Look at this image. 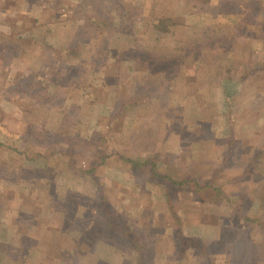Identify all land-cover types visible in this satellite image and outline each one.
Listing matches in <instances>:
<instances>
[{
    "label": "rangeland",
    "instance_id": "obj_1",
    "mask_svg": "<svg viewBox=\"0 0 264 264\" xmlns=\"http://www.w3.org/2000/svg\"><path fill=\"white\" fill-rule=\"evenodd\" d=\"M235 1L244 3L245 13L235 11ZM51 11L98 18L101 26L108 19L111 26L89 32L80 60L69 61L68 48L56 45L67 37L65 26L55 32L43 24L64 20ZM44 39L55 45L52 60ZM194 40L202 44L206 73L234 75L230 137L227 87L194 84L199 73L189 57L150 64L146 55L164 56ZM105 46L124 60L97 59L101 71L91 73L94 51ZM175 66L184 78L163 87ZM115 69L119 88L103 79ZM27 70L47 82L26 76ZM139 77L156 86L140 91L137 103L133 89L123 88ZM49 89L56 98L47 99ZM61 96L67 99L63 108ZM231 137L238 145H229ZM27 139L34 147L27 148ZM58 141L73 156L58 159ZM115 153L158 167L143 166L135 180L129 163ZM194 164L195 179H210L221 168L225 197L212 189L197 192L193 182L173 183ZM252 164L251 176L237 179ZM135 183L144 191L134 194ZM106 187L115 226L148 245L144 264H264V228L241 218L257 213L264 219V0H0V238L8 243L0 247V264H140L137 250L121 247L125 240L118 234L108 243L93 228ZM165 195L175 206H165ZM14 238L19 245H10Z\"/></svg>",
    "mask_w": 264,
    "mask_h": 264
},
{
    "label": "trees",
    "instance_id": "obj_2",
    "mask_svg": "<svg viewBox=\"0 0 264 264\" xmlns=\"http://www.w3.org/2000/svg\"><path fill=\"white\" fill-rule=\"evenodd\" d=\"M233 5H235L237 8H235V11L238 13H245V9H244V3H239L238 1H235L232 2ZM25 5H27V2H25ZM222 5V3L219 4V7ZM204 9V7H201L200 9H198V11H202L201 9ZM211 11H214L211 10ZM210 11V12H211ZM53 12V14L57 13L58 15V19H61L62 17H64V20H57L56 23H51L50 21H47L48 23H50L51 27L48 26V23H45L43 22L44 26H47L46 29L48 31H51V30H54L55 32H59V29L60 27H64L65 26V34L67 35V37L65 39H61V41H59V39L57 40V43L56 44L57 46H60V47H64L65 48H68V55H66L69 59V61H75V60H78L80 58V53H79V50L82 49V47H86V46H89L90 45V41L87 40V35L89 32H92L94 30H102V32H104V27H110L111 26V23L108 21V17L106 18L107 20H104V26H101L98 22H97V19L98 18H90V17H82L80 15H76L72 12L73 14V18H71L67 13H58L57 11H51ZM216 13V11H215ZM224 12H222V15H223ZM214 14V12L212 13ZM75 16V18H74ZM57 18V17H56ZM71 18V19H70ZM104 18V17H102ZM68 21L66 23H63L62 21ZM53 21V20H52ZM69 22L71 23L72 27H69L68 24ZM244 21L240 22L239 24H244L243 23ZM238 24V27H240V25ZM63 25V26H61ZM59 28V29H57ZM106 32V31H105ZM207 33V32H206ZM56 36V35H55ZM43 38H44V35H43ZM198 40H194L192 42H189V43H185V46H180L177 51L174 53V52H169L167 53L166 55L164 56H160V57H154L155 55L153 53H148L146 54L148 57H149V60H150V64L152 63L153 59L155 60H160L162 61V63H165V64H168V63H180L181 60H183L184 58L186 57H189L190 60H188V62H190L191 64L193 63L194 64V70L196 71V74L199 73V76H198V81H193L194 84H200L202 87H204V89L206 88L207 89V85H216L221 83L222 86H225L227 87L225 89V97L228 98V100L224 101V107L226 108V112L224 113L226 115V119H228V123H227V130H228V135L229 137L233 134V126H232V118H231V109H232V101L231 98H232V95H233V92L235 91V87H236V83L234 81H232V77L234 76L232 71L230 73H227L226 75H223L222 72L220 71H216L213 73V75L211 74V68L210 70L211 71H208V73H206V69L208 68L207 65H205L204 63H206L205 61V58H204V55L202 53L203 51V47L201 46L202 44L198 43L197 42ZM43 43V45L46 47L47 50H49V56L52 60V51L55 47V45H52L53 43H50L49 41H46L45 39L41 41ZM109 42V41H108ZM10 50L13 49V46H10ZM207 47V46H206ZM66 50V49H65ZM98 51L99 53L94 51V55H93V60H95V68L93 69V71L91 73H93L94 71H97V73H99L101 71V64L97 62V59H103L104 58V62H109L112 61L113 59H117L116 60V63H120L121 61L124 60V56L123 54H116L115 53V50H112L111 48H107V46L104 47H99L98 48ZM15 52V51H14ZM16 53V52H15ZM19 54V53H18ZM207 55V54H206ZM113 58V59H112ZM65 57H63V59H60L62 60V63L64 64V61H65ZM80 60V59H79ZM59 61V60H58ZM214 63V62H213ZM108 64V63H107ZM255 63H251L250 66H253L254 67ZM213 66H216V64L214 63ZM218 66V65H217ZM251 67L250 69L247 67V71L248 70H253ZM107 71V68L105 69ZM173 70V77H172V80H171V83L167 86H162L163 87H172L173 83H174V86H176V80L177 79H182L184 78V72H176V66L172 68ZM209 70V68H208ZM118 70L116 71L115 70H109L108 72V76H106L104 73V80L108 81L110 83V85H114L115 86H120V82L119 81V73H117ZM26 76L28 77H33L36 79V81H40L42 83H44L46 81V78L45 79H42L40 77V73H36V71L34 70H27L25 72ZM88 74H90V72H88ZM218 76H220L222 79H217ZM39 78V79H38ZM44 80V81H43ZM224 80V81H223ZM143 80V78L139 77L138 80H133L132 82H129L127 81V83H125L123 86V90L126 91V88L129 87L131 89H133L134 91V100L138 103L140 102V100H142V98L139 97L140 95V91L142 92V90L144 88H146L147 86L150 88H152V86H156L155 83H152V79L150 80ZM47 82V81H46ZM45 82V83H46ZM210 83V84H209ZM133 84V85H132ZM132 85V86H131ZM119 88V87H118ZM211 91V90H210ZM138 97V99L135 98ZM126 101V100H125ZM130 102V100L128 99V103ZM122 107L120 109L122 110H127V106L125 105L126 103H121ZM201 108V107H200ZM224 108V109H225ZM72 112V111H71ZM75 112V111H74ZM84 113V112H83ZM229 113V114H228ZM228 114V115H227ZM75 115V113H74ZM91 115V113H90ZM85 122H88L90 120H84ZM231 121V123H230ZM198 124V121L196 122V126ZM77 125V124H76ZM200 125L203 127L204 124L200 123ZM57 128H60V126H58ZM81 130L83 128H80ZM79 128L77 130V132L75 131L76 135L72 137L73 140H77L81 135L79 134V131H81ZM51 131L47 128V131H46V135L47 133ZM59 131V130H58ZM230 140V146L232 145H238V142L239 141H236L233 137H231ZM27 148L30 149L32 147H34L33 144H31L33 141L31 139H27ZM35 144V143H34ZM58 145H59V148L57 150H59L58 152L55 151V153H58L57 157H59L58 159H61L63 157H67V156H73L74 153H69L68 152V149L67 147H65V149H62L61 150V143L58 141ZM34 150V149H33ZM39 152V151H37ZM115 154H120L121 155V159H125L128 163H129V166L131 167L132 169V175L134 176V179L136 180L139 175H140V172H143L142 170V167L145 166L147 167L148 164H151L153 167L152 168H156L158 167V165H155V163H153V161H151L150 159H132V158H129L128 155H126L125 153L121 154V153H115ZM119 155V156H120ZM113 158V156L111 155V159ZM109 156H105L103 158V162L104 164H106L107 166L109 165ZM163 162V161H162ZM255 162V160L253 161V163ZM173 164V163H172ZM196 167V164L193 165L192 168L188 169H184L183 172H182V175L179 177V180L178 179H171L173 181V183L178 186V187H181V184H184V183H189V182H193V185H194V190H196L197 192H201L202 190L204 189H212L214 191H216L219 195H222L223 197H225V189L224 187H222L221 185L218 184V176H219V173L221 171V168H215L212 172V174L210 175L211 178L210 179H198V178H193L191 177L193 175V168ZM226 167V165L224 166V168ZM253 167V164L252 165H249L247 166V169L245 170L244 174L241 175V177H238L237 179L239 178H245L246 175H249L251 176V172H254L253 170H251ZM83 169V168H82ZM45 170H49L50 171V168H46ZM155 169H153L154 171ZM154 174L156 176H162V174H159L158 172H154ZM192 174V175H191ZM45 177H47V172H45ZM51 179V178H49ZM236 181V180H235ZM139 185L137 183L134 184V186L132 187V191L135 193H140L144 190L141 189V187H138ZM108 189V187H106ZM106 188L102 189V192L100 194V196H98L99 198V203H97V206H98V212L100 213L101 212V218L100 220H98V218L96 217L95 221L92 223L93 224V228H98V230L100 231V239L103 241H106V242H110V243H114V240H115V236L116 234H118L117 236L123 240H125V242L121 243V247H127V248H131L132 246L137 250V256H138V259L140 260V264H144L145 262V253L148 249H147V246L146 243L142 244V243H139V241L136 239V236L131 235V233L126 230L124 227L121 228L119 226H115L114 222H113V219L111 217L112 214H110L108 212V204H109V198L110 196L112 195V191L110 189L106 190ZM110 188V187H109ZM111 192V193H110ZM109 193L111 194L109 196ZM167 196L166 199H164V204L167 208H169L171 205L175 206L174 204L177 203L174 202L173 199L170 198L169 195H165ZM97 198V199H98ZM90 212V211H88ZM92 213V210L91 212ZM257 213H254L253 215H250V213H247L246 215H244L242 218V221L246 224H253V222H259V225L264 228V224L262 223L264 221V219H259L258 217H255ZM91 217V216H90ZM90 218H86L85 220H89ZM91 222V221H90ZM89 222V223H90ZM262 223V224H261ZM86 224V223H85ZM116 233V234H115ZM114 236V237H113ZM118 238V240H119ZM114 239V240H113ZM194 239L198 240L199 238L198 237H195ZM191 240V239H190ZM199 240H204L207 242V240H205L204 238H201ZM134 241L136 243H134ZM191 242V241H190ZM127 243V244H126ZM119 244L115 243V246H117L118 248H120L118 246Z\"/></svg>",
    "mask_w": 264,
    "mask_h": 264
},
{
    "label": "crops",
    "instance_id": "obj_3",
    "mask_svg": "<svg viewBox=\"0 0 264 264\" xmlns=\"http://www.w3.org/2000/svg\"><path fill=\"white\" fill-rule=\"evenodd\" d=\"M73 65L74 64H72V66L71 67H73ZM80 66H83V65H80ZM67 67V66H66ZM61 68H63V67H61ZM69 68V67H68ZM69 71H70V69H69ZM68 74V73H67ZM67 74H65V75H67ZM71 74L72 73H70L69 75L71 76ZM69 75H67L66 77L68 78L69 77ZM19 77V79H20V81H21V79H25L26 78V76L25 75H19L18 76ZM54 83V82H53ZM59 84V86H62V88L63 87H65L66 85H61L60 83H58ZM51 90L49 89V90H46V94L45 95H47V99H48V97H52V98H56V95L57 94H55V92H50ZM55 95V96H54ZM59 101L62 103L61 104V106H59L60 108H63L65 105H66V101H67V99H66V97H64V96H61L60 97V99H59ZM58 101V102H59ZM44 148H46V147H44ZM47 149V148H46ZM34 161H37L36 159L34 160ZM33 161V162H34ZM27 177H28V179H30V178H32V176L31 175H29V174H27ZM5 242V239L4 238H0V247L2 246V247H4V246H8L6 243H4ZM12 242H14V243H11L10 245L11 246H17V245H19L18 244V240H17V238H14L13 240H12ZM23 242H21L20 244H22ZM83 246V245H82ZM88 246H95V244L94 245H88ZM18 250V249H17ZM90 250V249H89ZM19 251H21V250H18V252ZM31 251V250H30ZM90 251H93L92 249L90 250ZM111 251H113V250H111ZM17 252V253H18ZM24 254L26 255H29V250L27 249L26 250V252H24ZM80 257L82 258L81 260V262H84V261H86L87 260V255H85L84 254V251H83V247L82 248H80Z\"/></svg>",
    "mask_w": 264,
    "mask_h": 264
}]
</instances>
